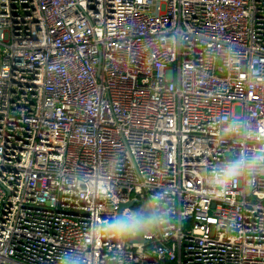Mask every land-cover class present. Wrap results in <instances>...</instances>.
<instances>
[{
    "label": "built area",
    "instance_id": "2783aa9c",
    "mask_svg": "<svg viewBox=\"0 0 264 264\" xmlns=\"http://www.w3.org/2000/svg\"><path fill=\"white\" fill-rule=\"evenodd\" d=\"M254 156L264 0H0V264H264Z\"/></svg>",
    "mask_w": 264,
    "mask_h": 264
},
{
    "label": "clouds",
    "instance_id": "9594fccd",
    "mask_svg": "<svg viewBox=\"0 0 264 264\" xmlns=\"http://www.w3.org/2000/svg\"><path fill=\"white\" fill-rule=\"evenodd\" d=\"M261 162H264V156H254L251 159L241 158L238 161L231 162L225 169H222V173L226 178H231L238 174L241 168L254 167L257 163ZM112 227L119 232H124L128 228L134 227V225L132 224L131 217H125L124 219L114 222Z\"/></svg>",
    "mask_w": 264,
    "mask_h": 264
},
{
    "label": "water",
    "instance_id": "95a60500",
    "mask_svg": "<svg viewBox=\"0 0 264 264\" xmlns=\"http://www.w3.org/2000/svg\"><path fill=\"white\" fill-rule=\"evenodd\" d=\"M136 202L131 201L129 203H123L120 205V212H122L124 210V208L129 207L134 205ZM120 219H124L125 217L122 216V214H120L119 216ZM153 225V221H147L146 223L144 222L143 225H139L135 228L136 231V235H132L131 236V241L132 242H144V235L148 230L151 231H155Z\"/></svg>",
    "mask_w": 264,
    "mask_h": 264
},
{
    "label": "rangeland",
    "instance_id": "374dc122",
    "mask_svg": "<svg viewBox=\"0 0 264 264\" xmlns=\"http://www.w3.org/2000/svg\"><path fill=\"white\" fill-rule=\"evenodd\" d=\"M236 111V114H240V107H237ZM136 207H138V205Z\"/></svg>",
    "mask_w": 264,
    "mask_h": 264
}]
</instances>
